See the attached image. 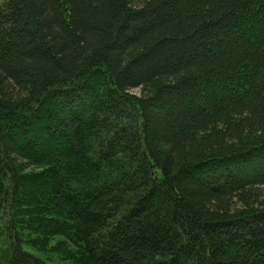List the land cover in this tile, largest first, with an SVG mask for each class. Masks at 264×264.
<instances>
[{
  "label": "trees",
  "instance_id": "1",
  "mask_svg": "<svg viewBox=\"0 0 264 264\" xmlns=\"http://www.w3.org/2000/svg\"><path fill=\"white\" fill-rule=\"evenodd\" d=\"M0 264H264V0H0Z\"/></svg>",
  "mask_w": 264,
  "mask_h": 264
},
{
  "label": "rangeland",
  "instance_id": "2",
  "mask_svg": "<svg viewBox=\"0 0 264 264\" xmlns=\"http://www.w3.org/2000/svg\"><path fill=\"white\" fill-rule=\"evenodd\" d=\"M133 93H137V90H134V91H132ZM60 256L58 255V254H56L55 252H49V258L51 259V260H53L54 259V261L56 260H59L60 258H59ZM59 263H61V262H59Z\"/></svg>",
  "mask_w": 264,
  "mask_h": 264
}]
</instances>
